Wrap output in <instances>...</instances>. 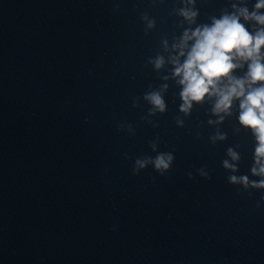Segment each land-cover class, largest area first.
Listing matches in <instances>:
<instances>
[{
	"label": "clouds",
	"instance_id": "1",
	"mask_svg": "<svg viewBox=\"0 0 264 264\" xmlns=\"http://www.w3.org/2000/svg\"><path fill=\"white\" fill-rule=\"evenodd\" d=\"M165 0H152L153 6L164 3ZM182 7L174 8V13L181 17V24L187 22L190 27L173 39L169 45L168 39L162 38L163 52L149 56L146 66L151 65L157 74V79L163 81L158 86L148 85V90L142 99L148 105L147 114L142 121L159 127L152 118L167 112L165 95L173 81L179 87L178 96L181 101L179 113L175 117L176 126L183 128L185 119L190 117L194 108L210 104L206 115L210 118L207 125L215 129L209 137V142L216 145L228 139L226 132L221 131L229 118L235 116L238 126L233 131L250 133L254 140L253 163L250 174L238 175L242 156L237 144L226 149V158L222 167L229 175L228 183L238 186V191L244 192L264 190V0H255L252 9L246 0L231 3L232 11L223 10L219 17H210V23L197 24L200 15L196 8L197 0H180ZM119 2H114V9L118 10ZM144 34L156 28V20L149 13H141ZM191 25H196L194 28ZM170 66L167 74L162 70ZM242 72V74H239ZM141 97H134L132 107L140 106ZM118 130L128 135H135V128L130 123H121ZM200 132L196 133L197 138ZM149 147L156 155L137 157L132 167V174L138 175L149 166L160 176L171 172L174 152L159 151V139L149 141ZM128 159V154L124 153ZM197 174L210 179L206 166L196 169ZM188 179H194L193 173H187ZM255 177L257 179H252ZM264 202V195L260 197L256 207Z\"/></svg>",
	"mask_w": 264,
	"mask_h": 264
}]
</instances>
